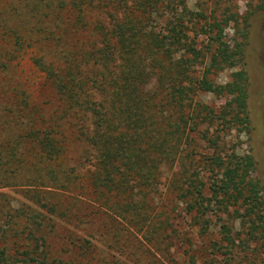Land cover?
I'll list each match as a JSON object with an SVG mask.
<instances>
[{"label": "trees", "instance_id": "1", "mask_svg": "<svg viewBox=\"0 0 264 264\" xmlns=\"http://www.w3.org/2000/svg\"><path fill=\"white\" fill-rule=\"evenodd\" d=\"M187 2L0 0V186L35 187L23 192L41 219L15 231L23 242L15 263L46 264L30 240L45 223L71 219L63 197L91 196L134 225L152 223L166 169L201 236L211 215H228L241 229L235 236L234 226H221L229 255L236 241L264 249L256 159L221 148L225 133L252 132L251 24L239 29L238 12L208 16ZM225 71L228 81L213 80ZM207 94L225 104L214 107ZM74 143L82 165L66 160ZM86 161L93 169L82 172ZM164 215L154 232L170 224ZM8 234L0 226V241ZM8 252L0 248V263Z\"/></svg>", "mask_w": 264, "mask_h": 264}, {"label": "rangeland", "instance_id": "2", "mask_svg": "<svg viewBox=\"0 0 264 264\" xmlns=\"http://www.w3.org/2000/svg\"><path fill=\"white\" fill-rule=\"evenodd\" d=\"M187 3L192 10L220 18L230 8L239 14V29L243 28L246 18L249 19L251 28L247 53L252 132L249 135H238L236 130L225 133L221 148L225 156L234 153L239 156L254 155L256 168L252 176L264 185V0H188ZM226 34L231 41L233 29L229 27ZM229 76L230 71H225L213 76V80L223 84ZM202 99L216 108L225 104L224 99L210 94L203 95ZM75 143L67 154L70 166L81 164V152ZM204 152L209 153L208 150ZM87 169H93L91 162L86 161L81 168L82 172ZM171 180L173 177L166 169L162 195L151 204L152 223L134 225L101 206L91 196L77 197L80 199L77 203L63 197V209L71 213V219L55 218L49 221L51 224L45 223L41 233L30 240V245H39L46 256V264H264V249L259 250L254 242L244 245L236 241L238 247L229 255L221 226L223 223L234 226L235 236L241 229L239 221L228 215H221L222 221L211 215V229L201 236L199 226L186 214V205L171 187ZM30 188L0 186V226L9 231L7 241H0V248L5 245L9 248L8 264H22L13 261L15 257L23 258L17 251L23 242L15 238V231L28 232V228H37V223L41 221L34 218L39 210L24 195L23 191ZM207 195L210 196V192ZM71 198L76 197L71 195ZM162 214L170 215V224L166 230L154 232L155 216ZM11 215L17 217L12 219ZM40 236L44 239L38 241Z\"/></svg>", "mask_w": 264, "mask_h": 264}]
</instances>
